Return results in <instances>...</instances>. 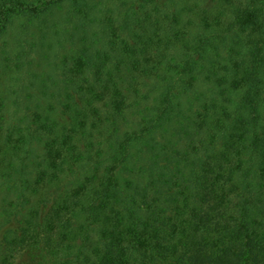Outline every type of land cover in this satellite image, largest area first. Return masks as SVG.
<instances>
[{
  "label": "trees",
  "instance_id": "16d2710c",
  "mask_svg": "<svg viewBox=\"0 0 264 264\" xmlns=\"http://www.w3.org/2000/svg\"><path fill=\"white\" fill-rule=\"evenodd\" d=\"M263 108L264 0H0V264H264Z\"/></svg>",
  "mask_w": 264,
  "mask_h": 264
},
{
  "label": "rangeland",
  "instance_id": "374dc122",
  "mask_svg": "<svg viewBox=\"0 0 264 264\" xmlns=\"http://www.w3.org/2000/svg\"><path fill=\"white\" fill-rule=\"evenodd\" d=\"M34 68L39 69V71L41 70L38 65H36ZM23 93H24L22 94L24 97L22 100L23 104H31V103H28L26 100V96L28 95L26 94L27 92H23ZM263 113H264V108H263ZM168 133L173 135V132L171 131H169ZM177 136L178 135H176L175 137ZM181 138H182V142L188 141L184 135H182ZM79 163H81V161H79ZM3 164H6V162L1 163V165ZM17 165H18V161L15 163V165L10 170H7L6 173L7 174L9 173L10 176H12V174L15 173L14 170L17 167ZM81 167H82L81 164H75L74 166H72V168L67 173H65V175H62V177H60V179H58L56 183L50 184L43 188H36V180H35L36 178L35 177H36L37 166H36V163H31L29 166L30 173L28 175L30 179V183L26 191L25 201L24 200L20 201L18 199V194L16 190L12 188H8L6 185L1 184L0 186V238L4 234L8 233L13 223L18 224L20 221H23L24 219L30 217L33 209H35L38 206V203L40 202L41 198L45 196L46 193L56 190L64 194V193H67L71 190L78 188L81 185V183L84 182V179L87 173L86 169L84 167L82 168ZM2 173H5V172H3L2 170ZM145 179H147L146 176H145ZM80 220L82 221V219H79V221ZM1 254H2V249L0 247V256ZM16 264H32V263L24 257V258H19Z\"/></svg>",
  "mask_w": 264,
  "mask_h": 264
}]
</instances>
